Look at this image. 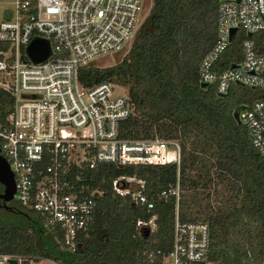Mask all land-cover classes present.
Returning <instances> with one entry per match:
<instances>
[{"label":"built area","instance_id":"obj_1","mask_svg":"<svg viewBox=\"0 0 264 264\" xmlns=\"http://www.w3.org/2000/svg\"><path fill=\"white\" fill-rule=\"evenodd\" d=\"M5 2L0 7V154L13 176L11 199L40 214L58 231L61 246L74 251L96 215L101 190L91 181L98 165L179 164L175 139L119 136V123L133 113L123 85L102 80L84 86L77 77L81 66L131 42L142 21L141 0ZM237 30L245 34L240 58L222 66L219 56ZM33 38L47 42L42 60H32L26 51ZM196 73L218 95L233 84L259 89L260 96L240 105L237 114L264 159V0H217L215 37ZM110 186L145 212L170 196L177 208V182L155 196L144 192V180L135 175L119 174ZM135 225L153 230L155 214L137 218ZM208 248L207 222L181 220L175 212L170 246L150 250L144 264H217L208 259ZM23 259L0 252V264Z\"/></svg>","mask_w":264,"mask_h":264},{"label":"trees","instance_id":"obj_2","mask_svg":"<svg viewBox=\"0 0 264 264\" xmlns=\"http://www.w3.org/2000/svg\"><path fill=\"white\" fill-rule=\"evenodd\" d=\"M192 1L151 0L126 53L117 62L101 67L88 64L77 72L84 86L111 80L126 88L133 113L119 123L120 137H153L149 135L152 125L160 131L164 130L163 121L174 123L180 130L177 136L169 131L159 137L178 141V167L175 163L98 165L91 181L92 186L101 190L96 198V215L88 237L74 251L61 246L58 231L47 226L36 211L13 200L6 201V206H0L16 212L18 218L10 219L0 212V252L23 256L22 264L39 258L57 264H144L150 250L170 246L176 208L174 197L166 201L157 199L152 211L145 212L128 195L114 193L110 180L119 174L135 175L144 180V192L148 196H155L168 183L183 186L193 158L189 153L183 156V143L178 137L193 132L215 148L216 161L236 180L239 194L232 205L208 211L201 218L183 211L188 200L178 196V217L207 222L209 260L217 264H240L241 260L250 259L252 264H264V159L248 139L244 127L233 117V111L240 105L260 96L259 89L233 84L218 95L211 85H200L197 63L214 38L210 41L204 34L205 22L211 21L206 12L208 0H197L195 9L200 18L198 23L189 26V2ZM216 8L217 0L215 31ZM196 36L202 38L201 46L197 47ZM243 36L239 30L234 33L219 56L220 65L238 61ZM150 214H155V228L140 231L135 225L136 219H147Z\"/></svg>","mask_w":264,"mask_h":264},{"label":"rangeland","instance_id":"obj_3","mask_svg":"<svg viewBox=\"0 0 264 264\" xmlns=\"http://www.w3.org/2000/svg\"><path fill=\"white\" fill-rule=\"evenodd\" d=\"M189 3L190 9L188 21L189 26L192 27L191 25H194L195 22L198 23L200 13L197 9H195L197 8V0H193ZM206 3V12L208 15L211 16V21L208 20L205 22L206 29L204 34H207L205 35V37H209L210 41H212L215 35L214 9L216 5V0H208ZM5 4V0H0V7ZM150 5L151 0H141L140 20H142L148 12ZM195 28L197 29L198 27ZM202 42V38L196 36L195 43L197 47L201 46ZM128 43L123 48V50L97 56L90 61V64L99 67L112 65L126 53V49L129 47L130 44ZM163 124L164 130L160 131L156 129V125H152L149 135H152L153 137H162L166 133L175 132L177 136L180 132V130L174 125V123L169 120L163 121ZM139 135H143V133ZM178 139H180V141L183 143V156H188L189 153V157L193 158L192 166L190 169L186 170L185 174L188 179H185L183 186L180 185L178 187V196L180 197V199L185 198L186 200H188V203H185L182 207L183 211L188 210L196 218H201L203 217V214H206L208 211L214 210L216 208L228 207L232 205V203L236 202V197H238L239 194V191L237 192L238 184L236 180L231 177L225 169L222 168L221 164L216 161L215 148L201 140L200 137L193 134V132H186L185 135L180 134ZM192 181H195L196 183L194 184L192 183ZM13 201L17 203L15 200ZM3 203L1 204L2 206ZM0 212L10 219L18 218V214L16 212H9L6 207L0 206ZM175 212H177V208H175ZM178 214L179 211L177 212V215ZM154 228L155 225L153 229ZM139 229L141 231L144 228L142 227ZM53 263L54 262L52 261L41 258L33 264ZM240 264L252 263L250 259H247L241 260Z\"/></svg>","mask_w":264,"mask_h":264},{"label":"water","instance_id":"obj_4","mask_svg":"<svg viewBox=\"0 0 264 264\" xmlns=\"http://www.w3.org/2000/svg\"><path fill=\"white\" fill-rule=\"evenodd\" d=\"M234 31V28H230V34ZM26 51L34 61L44 59L49 48L47 42L41 38H33L26 46ZM201 86H205V82H200ZM233 117L236 122L239 123L237 110L233 111ZM0 183L2 184V191H0V199L2 200L3 206H6L5 202L11 200L14 192V181L12 172L8 166L5 158L0 154ZM14 263V260H11Z\"/></svg>","mask_w":264,"mask_h":264},{"label":"flooded vegetation","instance_id":"obj_5","mask_svg":"<svg viewBox=\"0 0 264 264\" xmlns=\"http://www.w3.org/2000/svg\"><path fill=\"white\" fill-rule=\"evenodd\" d=\"M1 200V199H0ZM2 204V200H1V202H0V205Z\"/></svg>","mask_w":264,"mask_h":264}]
</instances>
